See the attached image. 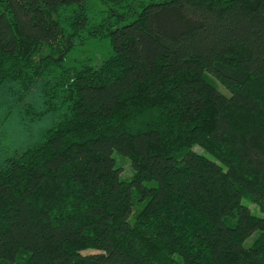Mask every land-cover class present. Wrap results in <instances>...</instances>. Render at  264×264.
Returning a JSON list of instances; mask_svg holds the SVG:
<instances>
[{
  "label": "trees",
  "instance_id": "1",
  "mask_svg": "<svg viewBox=\"0 0 264 264\" xmlns=\"http://www.w3.org/2000/svg\"><path fill=\"white\" fill-rule=\"evenodd\" d=\"M98 2L0 0V89L62 111L0 167V264H264V0Z\"/></svg>",
  "mask_w": 264,
  "mask_h": 264
},
{
  "label": "rangeland",
  "instance_id": "2",
  "mask_svg": "<svg viewBox=\"0 0 264 264\" xmlns=\"http://www.w3.org/2000/svg\"><path fill=\"white\" fill-rule=\"evenodd\" d=\"M87 3L90 8V18L94 17V15L97 16L100 9H102L98 0H87ZM107 55L106 42L91 40L85 45H80L77 42L70 58L91 57L92 59L101 60L106 58ZM43 82L44 80H40L29 95L22 97L18 95L19 86L16 84L12 87L9 84L8 88L0 89V167L4 165L7 158L25 151L40 141L44 131L61 119L62 111L48 114L42 118L38 117V114L43 110L40 96V88ZM9 88L13 89V91H9ZM220 89L223 93L228 94L221 86ZM27 109H30V112ZM195 151L202 153L198 147L195 148ZM114 157L117 167L121 168L122 178H130L131 168L129 161L116 153ZM243 203L248 205L253 214L262 215L260 208L256 204L247 201ZM91 252L93 250H88L84 254Z\"/></svg>",
  "mask_w": 264,
  "mask_h": 264
}]
</instances>
